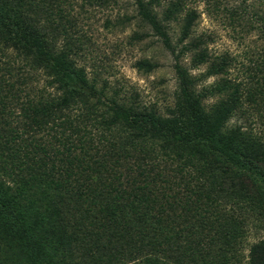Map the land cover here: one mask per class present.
<instances>
[{"label": "trees", "instance_id": "16d2710c", "mask_svg": "<svg viewBox=\"0 0 264 264\" xmlns=\"http://www.w3.org/2000/svg\"><path fill=\"white\" fill-rule=\"evenodd\" d=\"M164 1L134 3L137 16L170 47L158 8L176 20L185 4ZM197 16L192 9L182 18L180 40L189 36ZM74 45L61 0H0V199L27 201L40 184L53 183L69 198L62 195L65 210L79 214L70 222L85 243H105L101 238L107 236L117 244L132 232L143 243L136 249H143V264H167L175 255L176 207L188 212L199 207L192 196L181 200L178 190L185 175L191 178L188 166L202 171L201 161H214L221 183L243 175L264 190V166L253 159L244 133L228 127L231 108L207 109L210 92L197 90L187 68L175 64L179 110L167 115L138 110L98 87L77 63ZM157 65L148 58L136 62L146 72ZM39 72L47 77L45 87L16 86ZM201 178L191 182L195 190L207 188L197 182ZM7 242L15 248L13 240ZM250 253L254 264H264V238Z\"/></svg>", "mask_w": 264, "mask_h": 264}, {"label": "rangeland", "instance_id": "374dc122", "mask_svg": "<svg viewBox=\"0 0 264 264\" xmlns=\"http://www.w3.org/2000/svg\"><path fill=\"white\" fill-rule=\"evenodd\" d=\"M183 1L185 8L176 20L175 14L165 17L164 8H158L168 47L137 16L135 0H61L76 61L108 97L163 115L180 109L175 64H181L195 78L197 90L210 92L204 101L207 109L231 108L228 127L244 133L253 159L264 166V0ZM192 9L198 16L189 36L180 40L182 18ZM59 40L65 43L66 36ZM144 58L157 67L139 70L136 62ZM46 81L39 72L16 86L42 88ZM201 165L202 171L188 166L191 178L185 175L178 187L181 200L192 196L199 207L189 212L181 204L176 207L175 255L170 259L165 254L167 264H254L251 245L264 238V190L243 175L221 183L222 171L214 161ZM199 175L197 182L207 188L195 190L191 182ZM40 186L27 201L9 204L0 199V228L7 236L0 238V264H143V249L136 250L143 243L136 235L124 234L117 244L107 236L101 238L105 243H85L70 222L79 214L65 210L66 194L53 183ZM8 239L15 248L7 245Z\"/></svg>", "mask_w": 264, "mask_h": 264}]
</instances>
